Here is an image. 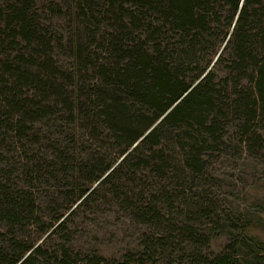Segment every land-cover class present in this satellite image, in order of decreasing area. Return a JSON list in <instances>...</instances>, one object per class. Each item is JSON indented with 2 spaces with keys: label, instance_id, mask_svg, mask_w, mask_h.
Segmentation results:
<instances>
[{
  "label": "trees",
  "instance_id": "obj_1",
  "mask_svg": "<svg viewBox=\"0 0 264 264\" xmlns=\"http://www.w3.org/2000/svg\"><path fill=\"white\" fill-rule=\"evenodd\" d=\"M223 149L264 155V0L0 2V264H264L208 172ZM102 206L142 228L121 258L71 245L74 217Z\"/></svg>",
  "mask_w": 264,
  "mask_h": 264
},
{
  "label": "rangeland",
  "instance_id": "obj_2",
  "mask_svg": "<svg viewBox=\"0 0 264 264\" xmlns=\"http://www.w3.org/2000/svg\"><path fill=\"white\" fill-rule=\"evenodd\" d=\"M4 1L0 0V2ZM39 6L42 12L45 11L47 23L52 22L55 28L58 25L59 31L67 32L69 30L70 20L66 16L65 8L59 11L61 14L57 11L58 14L54 13L56 16H51L48 10L42 5ZM55 18L59 21L57 22ZM230 30L228 34H230ZM225 44L226 39L218 43L215 50L208 49V56L195 60L190 68L206 67V73L223 54ZM56 58L59 63H65V65L71 61L69 54L61 53ZM223 65L220 64L218 67L217 74L219 76L224 75L225 68ZM196 72L195 69L188 70L186 76L191 77ZM233 123L238 124L237 122ZM234 124L228 126L226 138L236 132ZM39 127L43 137L46 136L51 140L59 138L58 130L50 129L44 124H39ZM63 130L70 134L74 133L69 128ZM75 133V138L82 134L80 126L76 127ZM48 143L50 141L46 144ZM89 149L87 147V150ZM206 154L208 155V172L212 174L213 182L216 183L214 186L216 192L224 200L223 206L226 213L238 210L241 214L244 213L246 217H249L247 232L255 236L257 242L264 244V155L255 156V154L243 149L237 153L231 149L227 151L223 149L221 152H206ZM74 223L79 224L75 226V235L71 241L74 250H78L82 254L103 255L109 259L121 258L128 250L135 249L139 244V234L142 231V228L139 230L140 226L132 221L129 215L115 207L103 209L102 206L97 210H84L82 214L74 217ZM227 240L228 234L225 230L214 231L211 235L209 251L221 250ZM259 254L263 257L264 262V249Z\"/></svg>",
  "mask_w": 264,
  "mask_h": 264
},
{
  "label": "water",
  "instance_id": "obj_3",
  "mask_svg": "<svg viewBox=\"0 0 264 264\" xmlns=\"http://www.w3.org/2000/svg\"><path fill=\"white\" fill-rule=\"evenodd\" d=\"M153 127H154V126H153ZM153 127H151L149 130H147L146 133H145L144 135H146L147 133H149V131H150ZM143 137H144V136H143ZM141 139H142V138H140L139 141H140ZM137 143H138V142H136V143L134 144V146H135ZM95 185H96V184H95Z\"/></svg>",
  "mask_w": 264,
  "mask_h": 264
},
{
  "label": "snow or ice",
  "instance_id": "obj_4",
  "mask_svg": "<svg viewBox=\"0 0 264 264\" xmlns=\"http://www.w3.org/2000/svg\"><path fill=\"white\" fill-rule=\"evenodd\" d=\"M241 2H243V0H241Z\"/></svg>",
  "mask_w": 264,
  "mask_h": 264
}]
</instances>
